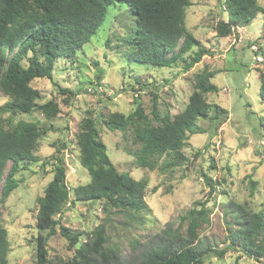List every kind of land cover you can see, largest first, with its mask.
I'll list each match as a JSON object with an SVG mask.
<instances>
[{"label":"rangeland","instance_id":"374dc122","mask_svg":"<svg viewBox=\"0 0 264 264\" xmlns=\"http://www.w3.org/2000/svg\"><path fill=\"white\" fill-rule=\"evenodd\" d=\"M258 2L264 7V0ZM191 3L184 26L212 52L192 68L186 69L185 64L198 49L196 46L173 67L132 61L129 55L136 16L125 2L117 1L109 6L106 19L75 56L55 61L53 80L36 78L31 82L40 90L39 104L51 99L58 102L56 116L48 119L40 109L1 114L6 128L21 120L37 121L50 128L35 151L38 160L21 163L16 174L18 186L4 202L0 200L1 225L7 230L9 241L8 264L37 262L38 199L54 177L55 156L60 153L65 161L70 199L55 216L60 220L57 233L48 238V256L53 264H61L60 259H72L99 225L104 226L105 249H117L124 259L135 260L168 223L186 234L188 220L182 222L181 217L203 204L207 211L206 220L198 228L200 240L226 250L222 256L206 253L204 264H260L230 244L228 222H235L230 211L236 203L253 211L264 210V100L260 96L264 77V13L259 12L254 20L237 27L231 35L220 37L216 35V24L220 19H228L225 0H191ZM205 69L217 71L211 81L219 91L205 96L210 105L209 116L197 120L200 133L189 134L188 145L183 149L189 159L163 169V163L170 158L164 155L154 169L140 166L134 153L141 143L135 140L132 126L111 130L102 119L113 112L128 115L136 108L138 99L149 115L147 122L157 125L159 121L151 113L155 95L159 117L173 119L188 105L195 77ZM55 83L70 89L72 94L61 93ZM8 100L0 92V107ZM216 104L228 110V117H221L219 123L213 118ZM87 115L97 119L107 153L117 170L136 179H148L147 209L106 207L104 200L76 198L75 189L91 180L88 169L81 163L78 144L80 123ZM204 173L215 182L213 193L204 181ZM251 179L257 182L253 195ZM61 224L71 232H80L76 244L71 245L61 235Z\"/></svg>","mask_w":264,"mask_h":264},{"label":"trees","instance_id":"16d2710c","mask_svg":"<svg viewBox=\"0 0 264 264\" xmlns=\"http://www.w3.org/2000/svg\"><path fill=\"white\" fill-rule=\"evenodd\" d=\"M117 1L125 2L135 14L137 27L133 36L129 58L137 63L158 67H173L194 46L198 49L185 64L186 69L200 63L212 52L191 32L184 22L191 0H0V92L9 100L0 107V200L5 201L18 186L16 174L22 162L38 160L35 151L40 138L50 130L37 121L21 120L16 126L6 128L1 114L30 113L40 109L52 118L59 112V104L51 99L37 102L40 90L31 85L36 78L53 80L55 61L61 57H73L96 33L106 19L109 6ZM228 19L216 24V35L226 37L237 27L254 20L264 7L258 0H225ZM216 70L205 69L195 77L194 91L186 108L173 119L159 117L158 97L153 98L152 118L159 124L147 121L143 104L136 99V108L128 115L113 112L103 122L109 129L126 130L132 126L135 140L141 147L134 153L137 163L154 169L160 157L167 155L162 168L181 165L189 158L183 152L188 145L189 134L200 133L196 128L199 118H207L210 105L206 94L218 92L219 87L211 79ZM100 75L99 78H101ZM63 94H72L68 88L55 83ZM260 96L264 100V77L261 79ZM214 120L228 117V110L216 104ZM81 163L91 176L89 183L75 189L79 200H104L106 207L142 211L148 208L145 200L148 179H136L120 172L107 153V146L97 127V119L85 116L78 133ZM58 152L61 150L57 148ZM199 152V151H198ZM198 154V153H196ZM54 177L38 199L36 264H53L48 256V238L57 233L60 223L55 216L70 199L66 181V167L62 154L55 156ZM10 164V168H8ZM210 193L216 190L215 182L203 174ZM251 195L257 182L250 180ZM235 204V203H234ZM206 205L192 209L181 217L188 220L186 234L179 227L168 223L164 230L146 246L140 257L124 259L117 249H105V230L99 225L91 232L90 240L82 244L70 260L60 259L61 264H204V255L215 252L222 256L226 250L202 243L198 228L206 220ZM235 222H228L230 244L245 255L264 264V210L253 211L242 204H235ZM44 230H48L44 234ZM61 235L71 245L79 241L80 232H71L60 225ZM9 241L7 230L1 225L0 214V264H8Z\"/></svg>","mask_w":264,"mask_h":264},{"label":"crops","instance_id":"0c3cea01","mask_svg":"<svg viewBox=\"0 0 264 264\" xmlns=\"http://www.w3.org/2000/svg\"><path fill=\"white\" fill-rule=\"evenodd\" d=\"M209 57V56H208Z\"/></svg>","mask_w":264,"mask_h":264}]
</instances>
